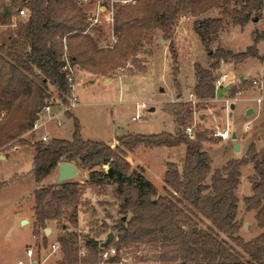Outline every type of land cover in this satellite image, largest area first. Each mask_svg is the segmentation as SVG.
Instances as JSON below:
<instances>
[{
  "label": "trees",
  "instance_id": "1",
  "mask_svg": "<svg viewBox=\"0 0 264 264\" xmlns=\"http://www.w3.org/2000/svg\"><path fill=\"white\" fill-rule=\"evenodd\" d=\"M25 4L27 20L15 29L0 31V147L16 138L28 143L20 135L30 130L45 104L48 85L54 86L63 104H69L61 71L64 38L71 61L92 73L121 67L128 59L140 70L137 55L152 43L155 30H160L168 41L173 86L180 96L174 29L180 17H193L192 29L209 58L206 68L196 62L193 65L197 99L215 96L213 81L221 61L257 58L264 62L257 47L264 40V31H253L252 44L242 51L211 49L222 29L243 28L251 20L258 21L264 0H135L118 12V40L111 49H99L89 35L81 34L86 22L73 0H29ZM2 5L0 0V18L5 20L12 6L2 9ZM214 9L216 16L198 17ZM245 84L246 80L240 82ZM229 91L234 96L237 89ZM163 111L172 117L173 132L121 135L114 148L104 141L84 139L78 120L73 118L70 138L33 142L35 154L28 173L39 183L59 162L69 161L89 170L90 184H114L121 217L114 225L116 234L111 242L118 249L142 252L128 264H264V146L257 148L251 141L243 156L213 168L210 151L203 148V142L210 140L208 130L196 131L194 138L185 132L193 120L191 103H165ZM65 114L72 117L68 110ZM139 145L185 146L179 163L164 162L163 194L157 192L142 167L133 168L125 159L127 152ZM97 165H107V169L96 170ZM247 165L251 167L247 176L251 192L239 197L242 169ZM82 193V183L75 180L54 181L33 191L34 235L49 222L59 224L63 215L69 219L70 226L60 224L63 234L57 242L61 257L55 264H100L101 241L84 239L86 252L81 254L78 234L70 230L78 225ZM240 201L246 212H254L256 226L262 229L250 240L238 234L242 226L237 219Z\"/></svg>",
  "mask_w": 264,
  "mask_h": 264
},
{
  "label": "rangeland",
  "instance_id": "2",
  "mask_svg": "<svg viewBox=\"0 0 264 264\" xmlns=\"http://www.w3.org/2000/svg\"><path fill=\"white\" fill-rule=\"evenodd\" d=\"M217 13L218 11L214 9L198 17L216 16ZM193 20V17H180L174 29V41L178 53L177 79L180 96L177 95L176 88L173 86L168 41L163 40L160 30H155L152 43L137 55L142 65L140 70L132 65L130 59L126 60L123 66L103 73H92L75 63L77 79L74 91L78 105L70 109L71 113L73 112L72 117L62 113V124L58 123L60 119L53 118L37 131L27 130L20 135V138L26 139L28 143L22 144L16 138L0 147V185L5 184L0 189V264H16L18 260H24L27 247L33 249V259L36 260V264H55L60 259V244L59 249L55 252L51 251L50 244L57 241L58 236L63 234L60 228L61 223L70 226L67 215H63L59 224L55 221L47 224L46 228L51 230L49 234H45L46 239H43L44 230L41 228L37 229L39 232L37 235L33 233L35 230L33 191L38 186H46L55 181L57 166L39 183H36L28 172L32 167V156L35 154L33 142L42 141L40 137L43 134L48 135V140L42 142H48L53 137H68L72 133L70 131H73V118L79 122L81 135L86 139L96 141H106L125 134L173 132L172 117L163 111V105L170 102H190L193 110V120L190 125L194 127L195 132L204 129L209 132L210 140L203 142V148L211 151L213 168L221 166V159L225 151H235L231 143L232 139L219 140L211 136L215 128L224 127L226 123L231 125L232 131L239 134L238 142L247 145L254 141L257 148L264 146V86L261 88L252 83L253 79L261 77L264 62L257 58H248L237 63L230 60L221 61L220 68L215 71V74L220 70L227 71L232 81L230 88L237 89L234 95V97L237 95L236 100L232 99L228 105H226L225 99L233 98L230 95V88L227 93L225 92L226 94L223 93L219 98L214 96L205 100L197 99L194 96L195 103L190 101V94L193 93L194 88L189 86L194 80L193 65L196 62L206 68L209 61L207 51L192 29ZM184 28L188 32H183ZM255 30L264 31V4L258 21L251 20L243 28L235 26L222 29L217 40L211 45V49L215 50L217 47H221L226 50L229 48L236 51L244 50L246 46L252 44V32ZM89 36L94 40L97 48H112L104 47L111 41L108 31ZM257 47L260 50L259 54L264 56V40ZM233 50L232 52H235ZM241 77L246 80L245 85H240ZM88 78L93 79L88 82ZM102 78H105V81ZM47 91V102L53 106L52 110L59 111L65 108L58 99V93L54 86L48 85ZM244 97L251 98L255 104L256 97L262 99L259 114L245 128H243L244 111L240 109V99ZM142 102L147 107L139 109L140 118H136V105H140ZM230 104H234L236 107L231 109ZM221 105L224 106L222 112ZM151 106L154 108L153 110H150ZM229 113L231 114L229 115ZM258 137L262 138L259 143H257ZM108 144L114 148L118 142L115 139ZM140 146L143 145L138 147ZM138 147L132 152H127V155L135 152ZM234 153L239 152L235 151ZM167 155L171 159L167 158ZM172 155L174 154L170 148L164 149V151H149L142 155L141 160L148 167V178L154 185L158 186L162 182L160 175L164 166L163 159L175 161L172 160ZM131 166L135 167L132 164ZM94 169L105 171L107 165H97ZM88 172V169L78 167L77 174L71 179L82 183L83 193L78 206V225L70 230H74L78 234L79 248L84 249V252H86L83 246L84 239L96 238L103 242L109 232L115 235L114 225L121 217L119 201L115 195V185L90 184ZM247 174L248 166H245L241 175V192H244L247 186L250 188ZM12 176L13 178H11ZM157 190L163 194V189L160 186ZM19 219H27L28 222L22 224ZM237 219L242 224L238 234L244 240H250L262 231L256 226L254 212H246L241 201ZM110 243L114 247L116 246L114 243ZM122 252L124 256H133L134 252V256H140L136 251L132 253L131 248L122 249Z\"/></svg>",
  "mask_w": 264,
  "mask_h": 264
},
{
  "label": "built area",
  "instance_id": "3",
  "mask_svg": "<svg viewBox=\"0 0 264 264\" xmlns=\"http://www.w3.org/2000/svg\"><path fill=\"white\" fill-rule=\"evenodd\" d=\"M23 4L19 3L18 0H2L3 5L2 9H5L8 6H12V8L7 11L6 19L2 20L0 18V31L6 29H15L19 24L25 22L29 15V8L25 4L29 0H21ZM74 4L79 7L84 15V19L86 22V26L83 30H81V34L85 35H93L95 33H101L103 31H108L111 35V41L108 44H105V48L113 47V45L117 41V37L115 34V25H116V18L118 12L122 6H126L129 4L135 3V0H73ZM61 71L64 74L65 84L67 87V96L69 99V104L65 105V108L59 111L52 110L53 106L47 102V98L45 99V104L41 108L40 112L37 114L38 118L34 120L32 127L30 128L31 132H35L41 126H44L52 120L53 118L59 120V115L65 113L66 110L72 109L74 106L77 105L78 99L74 91V86L76 82V64L73 63L70 59L68 54L67 45L65 38L63 39V53L61 56ZM232 81L227 72L220 70L217 72L213 84L215 90L217 88L223 87L228 85L229 88L231 86ZM252 83L254 86L263 87L264 86V74H261L259 79H253ZM206 100V99H205ZM230 99H225L226 105H228ZM190 101L195 103L194 94H190ZM261 98H256V102L259 105L261 103ZM147 105L142 102L140 105H136V118H140L138 113L139 109L146 108ZM60 123V121L58 122ZM248 127V125L246 126ZM186 134L190 138L195 137L194 127L192 125H188L185 130ZM231 125L226 123L224 127H217L215 128L211 136L219 140H229L231 139ZM40 140L47 141L48 135L43 134L40 137ZM104 242V241H103ZM101 243L99 244V258L100 264H105L106 261L113 260V264H128L132 263L136 260V257H141L142 252L141 250L136 251L140 254V256H134V251H132L133 256H124L122 249L127 248H120L118 249L116 246L114 247L111 243L103 246ZM50 249L52 252H55L59 249V243L54 241L50 244ZM81 254H84V249H80L79 251ZM26 258L24 260H18L16 264H36V260L33 259V249L31 247H27L25 249ZM80 264V263H76Z\"/></svg>",
  "mask_w": 264,
  "mask_h": 264
},
{
  "label": "crops",
  "instance_id": "4",
  "mask_svg": "<svg viewBox=\"0 0 264 264\" xmlns=\"http://www.w3.org/2000/svg\"><path fill=\"white\" fill-rule=\"evenodd\" d=\"M203 15V14H202ZM239 27V26H238ZM241 28V27H240ZM183 32H188V30L187 29H183ZM219 35V34H218ZM262 40H260L258 43H257V45L261 42ZM247 47V46H246ZM229 50H230V48H229ZM233 49H231V51H232ZM233 51H235V52H238V51H236V50H233ZM240 51H242V50H240ZM258 51H260L259 49H258ZM225 72H227V71H225ZM228 73V72H227ZM228 75H229V73H228ZM230 77V76H229ZM94 78H97V77H94ZM242 78V77H241ZM92 79L93 78H88V82H91L92 81ZM104 81H105V78H102ZM110 80V77L108 78V81ZM196 81H197V79H196V76H195V74H194V80H193V83L191 84V85H189V86H195V84H196ZM229 90V89H228ZM227 90V91H228ZM227 91H226V93H227ZM225 93V92H224ZM225 93V94H226ZM239 95V94H238ZM233 98H227V99H230L229 100V102L233 99L234 101L236 100V98H237V95L234 97V96H232ZM256 98H258V97H256ZM173 100V99H172ZM241 100V105H240V109L241 110H243L244 111V114H243V117H244V127L243 128H245L248 124L250 125L252 122H253V120H255V118L257 117V114H259V109H260V107H261V103L258 105L257 104V102H256V104L255 103H253V100L251 99V98H249V97H244V98H242V99H240ZM255 101H256V99H255ZM77 105H78V103H77ZM225 105V104H224ZM221 108V112L223 111V109H224V106H220ZM236 107V105H234V108ZM150 108H152V106L150 107ZM248 108H251V112L249 113V114H247L246 113V111H247V109ZM70 112H71V110H70ZM72 115H73V112L71 113ZM231 113H229V115H230ZM61 116H62V114H60L59 115V119H60V124H62V118H61ZM170 116V115H169ZM171 117V116H170ZM172 119V118H171ZM70 132H72V131H70ZM72 134V133H71ZM71 134L67 137L66 136V138H70V136H71ZM140 134V133H139ZM148 134H152V133H148ZM235 134H236V142H237V144L239 145V150H238V152L239 153H234L235 151H231V150H228L227 152L225 151H223L224 153H223V156H222V159H221V165L222 164H224L229 158H240L241 156H243L244 155V153H245V151H246V149H247V146H248V144L247 145H245V144H243L242 142H238L237 141V138H238V136H239V134L237 133V132H235ZM83 137V136H82ZM84 138V137H83ZM84 139H86V138H84ZM116 139V137H112V138H110L109 140H106V141H104V140H100V141H104V142H106V143H110L112 140H115ZM258 140H257V143H259V141H261L262 140V138L261 137H258L257 138ZM91 140V139H90ZM93 140V139H92ZM172 149V151H173V154L174 155H172L173 156V158H172V160H175V161H171V162H176V163H179V161L183 158V156H184V153H185V146L184 145H180V146H176V147H166V146H152V147H145V146H140V147H138L136 150H135V152H133V153H129V155H126L125 156V159H127V161H129L133 166H140V167H142L143 169H144V171H145V175H146V177H147V179H149L148 177V167H147V165H146V163L145 162H143L142 160H141V158H142V155L144 154V153H147V152H149V151H154V150H161V151H164V149ZM211 152V151H210ZM33 156H34V154H33ZM33 156H32V158H33ZM1 157H3V156H1ZM167 158H170L169 157V155H167ZM171 159V158H170ZM167 161H169V160H167V159H163V161H162V164L164 163V162H167ZM214 162V161H213ZM248 166V174L251 172V167L249 166V165H247ZM164 172H165V166H163L162 167V169H161V175H160V177H162V179H163V174H164ZM248 174H247V176H248ZM246 176V177H247ZM44 180V179H43ZM248 180V179H247ZM37 183V182H36ZM249 183V182H248ZM241 184V183H240ZM250 184V183H249ZM158 186H160V188H162V186H163V180H162V182L158 185ZM158 186L157 185H155V187H156V189L158 188ZM249 189H250V191H249ZM157 192L159 193V194H161V192L159 191V190H157ZM249 192V193H248ZM250 192H251V188H248V186L246 187V190L244 191V192H241V190H240V185H239V187H238V195H239V197H242V196H245V195H248V194H250ZM23 219H19V221H22ZM27 220V219H26ZM28 221V220H27Z\"/></svg>",
  "mask_w": 264,
  "mask_h": 264
},
{
  "label": "water",
  "instance_id": "5",
  "mask_svg": "<svg viewBox=\"0 0 264 264\" xmlns=\"http://www.w3.org/2000/svg\"><path fill=\"white\" fill-rule=\"evenodd\" d=\"M240 80L243 81L244 78H240ZM228 89H229L228 85L220 87V88H217L215 90V97L219 98ZM230 108L233 109L234 108V104H230ZM153 109H154L153 107L150 108V110H153ZM250 112H251V108H248L246 113L249 114ZM37 118H38V116H36V119ZM231 139H232L231 143H232L233 149L235 151H238L239 150V145L236 142V134H235V132H232ZM77 172H78V168H77V166L74 163L69 162V161H61L57 165V174H56L55 182L56 183H60V182H63V181L71 180L75 176V174H77ZM27 222L28 221L26 219H23L21 221L22 224L27 223ZM50 230H51L50 228H45L44 229L45 234L46 235L49 234ZM113 237H114L113 233L109 232L106 235V239L104 240L102 245L106 246L107 244H109L111 242V240L113 239Z\"/></svg>",
  "mask_w": 264,
  "mask_h": 264
}]
</instances>
